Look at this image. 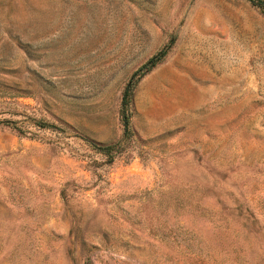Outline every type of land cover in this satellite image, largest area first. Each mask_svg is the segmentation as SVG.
<instances>
[{
  "label": "rangeland",
  "instance_id": "374dc122",
  "mask_svg": "<svg viewBox=\"0 0 264 264\" xmlns=\"http://www.w3.org/2000/svg\"><path fill=\"white\" fill-rule=\"evenodd\" d=\"M0 264H264V7L0 0Z\"/></svg>",
  "mask_w": 264,
  "mask_h": 264
},
{
  "label": "trees",
  "instance_id": "16d2710c",
  "mask_svg": "<svg viewBox=\"0 0 264 264\" xmlns=\"http://www.w3.org/2000/svg\"><path fill=\"white\" fill-rule=\"evenodd\" d=\"M252 4L257 5L258 7H264V0H248ZM165 54V48H162L155 52L153 55H151L144 63H142L133 73V75L138 74V77L142 74L146 73L152 66H154ZM129 84L125 87L124 91L122 92V105H125L127 102V89ZM122 120V126L124 129V132L127 130L128 127V117L125 114L121 115ZM42 126V125H40ZM96 148L102 152H107L109 149V146H96Z\"/></svg>",
  "mask_w": 264,
  "mask_h": 264
}]
</instances>
